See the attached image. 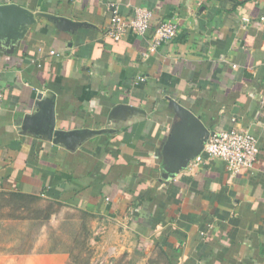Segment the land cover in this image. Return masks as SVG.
Segmentation results:
<instances>
[{
  "label": "crops",
  "instance_id": "obj_1",
  "mask_svg": "<svg viewBox=\"0 0 264 264\" xmlns=\"http://www.w3.org/2000/svg\"><path fill=\"white\" fill-rule=\"evenodd\" d=\"M110 2L124 17L152 11L145 36L107 38ZM7 4L36 23L18 42L0 35V264H264V0ZM161 22L177 34L150 53ZM39 94L58 129L105 133L74 148L35 135L23 121ZM167 98L211 132L248 131L253 168L231 176L203 156L163 179ZM119 105L133 111L110 116Z\"/></svg>",
  "mask_w": 264,
  "mask_h": 264
},
{
  "label": "water",
  "instance_id": "obj_2",
  "mask_svg": "<svg viewBox=\"0 0 264 264\" xmlns=\"http://www.w3.org/2000/svg\"><path fill=\"white\" fill-rule=\"evenodd\" d=\"M50 17L59 25L73 27L85 24L65 18ZM34 23H36V19L25 8L16 4L0 6V35L12 38L13 43L20 41ZM167 99L169 107L176 116V121L173 123L161 150L162 177L166 180L185 169L188 163L201 153L206 140L213 133L191 111L176 101ZM35 107L37 108L35 113L24 117V126L28 125L29 127H27L32 128L31 130L35 135H39L54 144L74 148L94 135L105 133V130L63 131L58 129L55 122L54 102L51 97L42 99L39 94ZM121 111H133V109L119 105L113 109L110 116H116Z\"/></svg>",
  "mask_w": 264,
  "mask_h": 264
},
{
  "label": "built area",
  "instance_id": "obj_3",
  "mask_svg": "<svg viewBox=\"0 0 264 264\" xmlns=\"http://www.w3.org/2000/svg\"><path fill=\"white\" fill-rule=\"evenodd\" d=\"M107 10L109 11V20L105 34L107 38L114 41L121 40L127 33H133L139 37L145 36L153 19L152 11L145 7H134L133 15L130 17L122 16L115 2L108 3ZM177 30V26L172 22L158 24L153 30L148 51L153 53L162 44L174 39ZM2 101L3 91L0 87V109ZM257 154V140L248 131L242 129L219 130L208 137L201 153L194 158V161L200 162L203 156L210 159H222L226 163L228 173L233 176L241 171L251 170Z\"/></svg>",
  "mask_w": 264,
  "mask_h": 264
},
{
  "label": "rangeland",
  "instance_id": "obj_4",
  "mask_svg": "<svg viewBox=\"0 0 264 264\" xmlns=\"http://www.w3.org/2000/svg\"><path fill=\"white\" fill-rule=\"evenodd\" d=\"M10 226V225H9ZM11 227V226H10ZM73 231V227H72V225H67L66 227H65V233H68V232H72ZM84 233L82 234V236L80 237L81 238V240L84 238ZM6 236H9V233H7L6 231H5V233H3L2 234V237L3 238H7ZM34 236H36V235H34ZM59 242H61V244L62 245H65V247H68L67 245H70L71 246V244H72V241L69 239V240H60ZM69 246V247H70ZM129 263V262H128ZM96 264V263H95ZM98 264V263H97ZM118 264H126V261H125V259H124V261L122 260V261H120ZM161 264V263H160Z\"/></svg>",
  "mask_w": 264,
  "mask_h": 264
},
{
  "label": "trees",
  "instance_id": "obj_5",
  "mask_svg": "<svg viewBox=\"0 0 264 264\" xmlns=\"http://www.w3.org/2000/svg\"><path fill=\"white\" fill-rule=\"evenodd\" d=\"M18 197H20V199L21 200H19V201H22V202H28V203H34V202H36L37 201V199H34L33 197H25V196H23V195H17ZM19 199V198H18Z\"/></svg>",
  "mask_w": 264,
  "mask_h": 264
}]
</instances>
